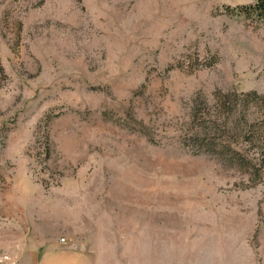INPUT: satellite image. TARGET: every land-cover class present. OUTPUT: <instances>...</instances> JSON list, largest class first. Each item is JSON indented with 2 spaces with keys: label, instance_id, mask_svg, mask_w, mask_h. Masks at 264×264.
Wrapping results in <instances>:
<instances>
[{
  "label": "rangeland",
  "instance_id": "1",
  "mask_svg": "<svg viewBox=\"0 0 264 264\" xmlns=\"http://www.w3.org/2000/svg\"><path fill=\"white\" fill-rule=\"evenodd\" d=\"M257 1L0 0V264H264Z\"/></svg>",
  "mask_w": 264,
  "mask_h": 264
},
{
  "label": "trees",
  "instance_id": "2",
  "mask_svg": "<svg viewBox=\"0 0 264 264\" xmlns=\"http://www.w3.org/2000/svg\"><path fill=\"white\" fill-rule=\"evenodd\" d=\"M236 11H238L239 13H251L260 18H264V0H258L254 5L238 7Z\"/></svg>",
  "mask_w": 264,
  "mask_h": 264
}]
</instances>
